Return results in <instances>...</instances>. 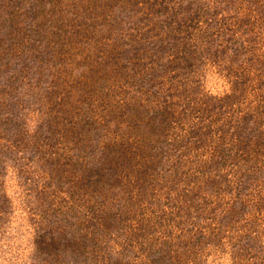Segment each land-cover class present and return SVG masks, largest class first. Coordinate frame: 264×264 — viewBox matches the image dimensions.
<instances>
[{
    "label": "rangeland",
    "instance_id": "rangeland-1",
    "mask_svg": "<svg viewBox=\"0 0 264 264\" xmlns=\"http://www.w3.org/2000/svg\"><path fill=\"white\" fill-rule=\"evenodd\" d=\"M0 264H264V0H0Z\"/></svg>",
    "mask_w": 264,
    "mask_h": 264
}]
</instances>
